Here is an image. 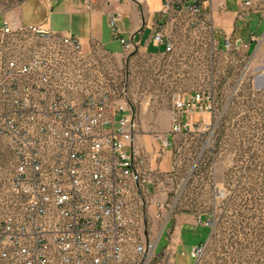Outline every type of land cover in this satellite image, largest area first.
<instances>
[{
	"label": "built area",
	"instance_id": "built-area-1",
	"mask_svg": "<svg viewBox=\"0 0 264 264\" xmlns=\"http://www.w3.org/2000/svg\"><path fill=\"white\" fill-rule=\"evenodd\" d=\"M205 1L163 0L162 9L187 13L193 28H210ZM238 1L241 18H264V0ZM211 37L223 51L249 53L253 42L252 56L263 41L258 34L248 43ZM154 40L172 51L162 30ZM121 42L127 54L135 49L133 41ZM104 71L88 65L75 35L35 26L12 30L6 22L0 28V141L13 160L0 177V264H158L165 216L152 238L147 207L159 215L165 200L148 196L149 161L134 144L126 86L114 85ZM201 112L211 120L190 124L187 117ZM214 118L210 92L176 95L169 135L155 140L165 149L173 136L211 127ZM202 251L190 249L194 263Z\"/></svg>",
	"mask_w": 264,
	"mask_h": 264
},
{
	"label": "rangeland",
	"instance_id": "rangeland-1",
	"mask_svg": "<svg viewBox=\"0 0 264 264\" xmlns=\"http://www.w3.org/2000/svg\"><path fill=\"white\" fill-rule=\"evenodd\" d=\"M168 34L173 48L163 57L134 49L118 64L101 56L106 79L126 86L136 123L151 112L160 119L176 95L203 91L214 98L211 127L171 139L172 189L150 196L165 198V209L157 215L147 207V235L163 229L165 216L158 246L164 238L183 241L176 264H264V76L257 68L264 66V42L252 56L255 46L249 53L215 50L207 27L175 25ZM5 146L0 141L1 178L13 161ZM194 244L203 247L195 263Z\"/></svg>",
	"mask_w": 264,
	"mask_h": 264
},
{
	"label": "crops",
	"instance_id": "crops-1",
	"mask_svg": "<svg viewBox=\"0 0 264 264\" xmlns=\"http://www.w3.org/2000/svg\"><path fill=\"white\" fill-rule=\"evenodd\" d=\"M162 5L163 0H0V28L6 22L12 30L35 26L59 34L75 35L82 44L88 65L99 69L104 66L101 56H108L118 64L124 60L127 53L122 39L133 41L136 50L149 56L169 54L165 43L154 40V32L162 30L170 40L171 34L168 33L175 25L191 26L187 13L164 12ZM201 8L215 38L233 37L248 43L250 34H258L263 36L264 42V18L258 14L241 18L238 0H207ZM111 15L115 18L114 25L110 23ZM253 46L255 43L252 42L248 50L251 51ZM257 68L264 70L263 65H257ZM187 120L190 124L206 123L211 120V115L207 112L193 113ZM170 129V108L165 109L160 119L151 112L148 118L136 123L135 135L138 137L134 144L145 152L149 161L148 196H169L172 189L170 177L177 168L173 150L170 146L162 149L154 138L158 133L169 135ZM182 227L183 224L180 231ZM157 247L158 264H176L177 256L184 252L183 241L179 239L164 238L161 246Z\"/></svg>",
	"mask_w": 264,
	"mask_h": 264
},
{
	"label": "water",
	"instance_id": "water-1",
	"mask_svg": "<svg viewBox=\"0 0 264 264\" xmlns=\"http://www.w3.org/2000/svg\"><path fill=\"white\" fill-rule=\"evenodd\" d=\"M238 44H239V42H238Z\"/></svg>",
	"mask_w": 264,
	"mask_h": 264
}]
</instances>
